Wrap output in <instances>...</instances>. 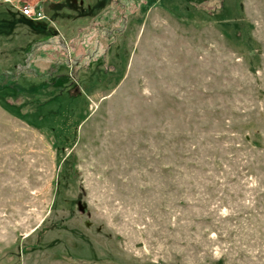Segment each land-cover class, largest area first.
<instances>
[{"label":"rangeland","instance_id":"rangeland-1","mask_svg":"<svg viewBox=\"0 0 264 264\" xmlns=\"http://www.w3.org/2000/svg\"><path fill=\"white\" fill-rule=\"evenodd\" d=\"M0 14V69L73 85L0 94V264H264V0Z\"/></svg>","mask_w":264,"mask_h":264},{"label":"trees","instance_id":"trees-1","mask_svg":"<svg viewBox=\"0 0 264 264\" xmlns=\"http://www.w3.org/2000/svg\"><path fill=\"white\" fill-rule=\"evenodd\" d=\"M2 13V12H1ZM4 16L2 17H6V18H13L14 16H19L18 14L15 13H10V12H3ZM1 15V14H0ZM20 17L24 20H26V22H40V21H34L31 19H28V17L24 16V15H20ZM13 24V21H11ZM124 25H126V20L123 22ZM45 31L48 30L47 27H45L44 29ZM112 31V30H111ZM110 33L114 35L115 31H112ZM10 34V33H9ZM6 33V35H9ZM15 34V33H14ZM10 43H13V39H11L10 41H8ZM35 42V43H34ZM37 44V41H31L27 47V49L25 50L24 53V61H22V63H19V61H17L16 63H14L13 65H11L10 67L7 68H1L0 69V94L3 93H13L14 96H19V95H40L42 92L51 90L52 91V97L49 98L48 101H46L45 103L41 104L40 108H45V106L50 105L52 103H56L60 101V98H62L64 96V94H66L67 92H70V90L73 88V85L66 83L65 80V75L64 76H54L55 75V69H52L51 72L48 73V77L49 79L52 78V81L50 82H43L41 84L38 85H28L27 87H24L21 85L20 81H19V72L22 71H28L30 69V56L32 53V50L34 49L35 45ZM22 53V54H23ZM19 73V74H18ZM72 86V87H71ZM76 89V88H75ZM8 98L9 96L6 98V101L8 103ZM11 98V97H10ZM10 106H13L15 108V105H11L10 103H8ZM17 109V107H16ZM37 111H31V112H26V113H22L21 115L23 117H25V115H29V114H36Z\"/></svg>","mask_w":264,"mask_h":264},{"label":"built area","instance_id":"built-area-1","mask_svg":"<svg viewBox=\"0 0 264 264\" xmlns=\"http://www.w3.org/2000/svg\"><path fill=\"white\" fill-rule=\"evenodd\" d=\"M23 15L34 21H42L46 19L43 11L38 7L26 6L23 9Z\"/></svg>","mask_w":264,"mask_h":264}]
</instances>
